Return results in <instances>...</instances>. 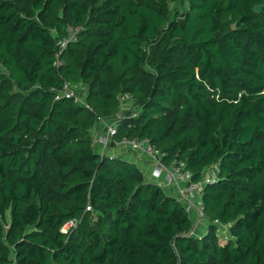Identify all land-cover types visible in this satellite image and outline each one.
<instances>
[{"label": "trees", "instance_id": "obj_1", "mask_svg": "<svg viewBox=\"0 0 264 264\" xmlns=\"http://www.w3.org/2000/svg\"><path fill=\"white\" fill-rule=\"evenodd\" d=\"M0 65V264H264V0H0ZM121 92L112 145L148 138L194 181L218 165L206 233L96 148Z\"/></svg>", "mask_w": 264, "mask_h": 264}, {"label": "built area", "instance_id": "obj_2", "mask_svg": "<svg viewBox=\"0 0 264 264\" xmlns=\"http://www.w3.org/2000/svg\"><path fill=\"white\" fill-rule=\"evenodd\" d=\"M78 30V28H71L69 36L61 40L60 48L56 53L55 65L57 67L64 64V61L61 59V54L63 50L69 45V43H71L73 39H76ZM60 96L66 98H75L77 103L85 104L87 107H89V105L85 102V98L81 97L78 85L74 86L69 82H65L62 92L57 96V98ZM118 100L121 103V110L115 115L114 120L102 119L101 121L106 125L103 149H107V147L113 142L114 136L117 133V120L123 117V112L125 110L136 109L132 107L136 100L132 93L121 92L118 95ZM137 114L138 111H134L133 116H136ZM119 144L129 146L132 150L145 156L148 160L153 162L155 164L156 171L165 173L168 183L175 187V195L180 201L183 202L185 207L188 210L195 209L197 211V217L199 221L205 219L206 215L202 202V190L207 183L215 181L219 168L218 165L208 168L204 177H202L199 181H194L193 173L186 167L185 162H174L170 166H166L162 161L163 154L158 148L155 147V145L151 143L148 138H125ZM196 197L198 198V201L195 202L194 199ZM86 210L91 211L93 208L89 204L86 207ZM78 223L79 219H73L65 224L61 230L64 233H68L72 227H77Z\"/></svg>", "mask_w": 264, "mask_h": 264}, {"label": "crops", "instance_id": "obj_3", "mask_svg": "<svg viewBox=\"0 0 264 264\" xmlns=\"http://www.w3.org/2000/svg\"><path fill=\"white\" fill-rule=\"evenodd\" d=\"M96 137H97V145L96 148L99 151H104L103 153L108 154L109 156H118L121 155L125 160L134 162L137 166L142 170L147 181L155 182L160 184L163 189L170 193L175 194V187L168 183L165 173H161L156 171L155 164L148 160L145 156L138 154L134 150H132L129 146L124 144H116L112 145V143L107 147V149H103L104 147V134L106 132L105 123H99L96 126ZM206 173V172H205ZM190 216L193 221V227L191 229L193 235H202L209 230V226L206 227V224L199 223V219L197 217V211L195 209L188 210ZM208 224V223H207Z\"/></svg>", "mask_w": 264, "mask_h": 264}, {"label": "rangeland", "instance_id": "obj_4", "mask_svg": "<svg viewBox=\"0 0 264 264\" xmlns=\"http://www.w3.org/2000/svg\"><path fill=\"white\" fill-rule=\"evenodd\" d=\"M171 6H172V8L173 9H177V8H182V6L179 4V3H171ZM0 67H1V65H0ZM194 201L196 202V201H198V198L196 197L195 199H194ZM199 223H202V224H206V227H208V224H207V221H206V219L204 220H201V221H199ZM220 232H221V230H220Z\"/></svg>", "mask_w": 264, "mask_h": 264}, {"label": "water", "instance_id": "obj_5", "mask_svg": "<svg viewBox=\"0 0 264 264\" xmlns=\"http://www.w3.org/2000/svg\"><path fill=\"white\" fill-rule=\"evenodd\" d=\"M188 235H192V231H190V232L188 233Z\"/></svg>", "mask_w": 264, "mask_h": 264}]
</instances>
